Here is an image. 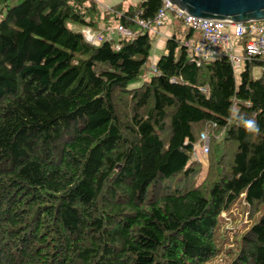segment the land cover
<instances>
[{
	"label": "trees",
	"instance_id": "obj_1",
	"mask_svg": "<svg viewBox=\"0 0 264 264\" xmlns=\"http://www.w3.org/2000/svg\"><path fill=\"white\" fill-rule=\"evenodd\" d=\"M126 1L0 0V264H264V58L153 62L162 0Z\"/></svg>",
	"mask_w": 264,
	"mask_h": 264
},
{
	"label": "built area",
	"instance_id": "obj_2",
	"mask_svg": "<svg viewBox=\"0 0 264 264\" xmlns=\"http://www.w3.org/2000/svg\"><path fill=\"white\" fill-rule=\"evenodd\" d=\"M168 14L173 19L181 21L185 28L198 33V38L195 40H183V44L196 59L226 58L229 60L232 69L237 71L241 68L243 61L249 57L259 56L264 58V20L240 23L198 18L176 8L168 0H162V6L157 11L153 24L150 25L148 22L142 21L139 24L149 31L156 32L157 27L162 26ZM113 34L116 36L132 35L128 29L119 25L109 30L108 39H111ZM83 35L85 40L93 45L98 44L103 39L100 33L91 32L89 29H84ZM242 37L247 39L243 43L242 54L237 55L234 52L235 41H239ZM149 71L154 72L153 65L150 66ZM200 140L202 142L201 151L205 154L208 151L206 131L200 133Z\"/></svg>",
	"mask_w": 264,
	"mask_h": 264
},
{
	"label": "water",
	"instance_id": "obj_3",
	"mask_svg": "<svg viewBox=\"0 0 264 264\" xmlns=\"http://www.w3.org/2000/svg\"><path fill=\"white\" fill-rule=\"evenodd\" d=\"M198 18L245 23L264 20V0H168Z\"/></svg>",
	"mask_w": 264,
	"mask_h": 264
},
{
	"label": "rangeland",
	"instance_id": "obj_4",
	"mask_svg": "<svg viewBox=\"0 0 264 264\" xmlns=\"http://www.w3.org/2000/svg\"><path fill=\"white\" fill-rule=\"evenodd\" d=\"M96 1L98 2L99 7L103 10V9L109 8L110 6L114 5L115 3L121 2L123 0H96ZM137 1H141V0H127L126 3H137ZM165 20L166 21H163V25L167 24V18ZM163 25L157 27L156 32L150 31L152 38H156L157 32L159 33V30L163 27ZM174 25L176 26L177 32H183V30H182L183 28L187 29L183 26L182 22L179 21L178 19H174ZM68 26L70 27L71 25L68 24ZM110 29H108V30H110ZM154 44L155 43L153 42L150 55H152V52L154 49ZM161 52L162 51H160L158 55H161L163 53V52L162 53ZM151 63H153V62L151 61ZM251 74H252L253 78H259L261 76V68H259V67L253 68L251 71ZM138 83L139 82H137L135 84H138ZM196 148H197L196 160L199 162L200 169H201L199 180L203 181V179L205 178L207 169H208V159H207V153L208 152L204 154L201 151V147L197 146ZM222 216L224 217V219L227 222V224L224 225V227L227 228V232H228V235L230 238L235 237L234 231L235 232L242 231L244 228H247L251 224V222L254 220V219H252L254 217L249 216L248 211L246 209H244V206L242 204L237 206V207H233L230 215L223 213Z\"/></svg>",
	"mask_w": 264,
	"mask_h": 264
},
{
	"label": "crops",
	"instance_id": "obj_5",
	"mask_svg": "<svg viewBox=\"0 0 264 264\" xmlns=\"http://www.w3.org/2000/svg\"><path fill=\"white\" fill-rule=\"evenodd\" d=\"M138 2V1H137ZM119 3V2H118ZM117 4V3H115ZM167 18V24L163 25V27L159 30V33L157 32V35H156V38H154V49H153V52H152V55H151V60L154 62L157 57L159 56V52L164 50V42L166 40V38L168 36H170L175 30H176V26L174 25V19L173 17L168 14L166 16ZM166 21V20H165ZM183 31L185 30L184 28L182 29ZM178 35V34H177ZM189 38H187V35L186 33H182V35H178L181 37V39H197L198 38V33L196 32H190L189 33ZM112 37H116L115 34H113ZM161 52V53H162ZM234 52L237 54V55H241L242 52H243V45L240 41H235V47H234Z\"/></svg>",
	"mask_w": 264,
	"mask_h": 264
},
{
	"label": "clouds",
	"instance_id": "obj_6",
	"mask_svg": "<svg viewBox=\"0 0 264 264\" xmlns=\"http://www.w3.org/2000/svg\"><path fill=\"white\" fill-rule=\"evenodd\" d=\"M246 123L250 126V127H255V122L252 120H248L246 121Z\"/></svg>",
	"mask_w": 264,
	"mask_h": 264
}]
</instances>
